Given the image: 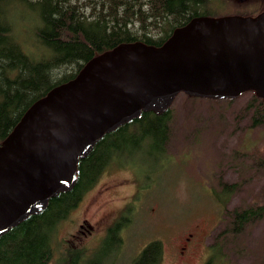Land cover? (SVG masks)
I'll use <instances>...</instances> for the list:
<instances>
[{"label":"trees","instance_id":"16d2710c","mask_svg":"<svg viewBox=\"0 0 264 264\" xmlns=\"http://www.w3.org/2000/svg\"><path fill=\"white\" fill-rule=\"evenodd\" d=\"M227 1L234 6H228L226 0H103L101 11L87 16L69 0H0V143L35 101L53 87L73 79L95 55L122 43L141 42L159 47L176 28L196 17H254L264 11V0H249L244 4L238 0ZM253 2V7L240 9ZM62 71L66 72L57 76ZM251 93L252 100L245 108L246 112H251L249 128L264 124V102ZM184 95L194 102L202 99ZM172 119L170 108L161 115L142 112L105 134L79 161L78 179L72 190L60 193L40 214L28 217L0 237V264H48L61 224L108 168L128 169L121 159L135 155L149 166L157 157L160 164L168 162ZM256 150L251 148L244 157L258 167L252 177L264 181V157H259ZM147 178L148 175L138 194L147 189ZM227 185L220 184V193L215 195L222 203L226 202L222 196L239 189ZM133 207L134 202L109 228L101 248L96 251L100 243L88 264H96L94 260L98 256L105 259L111 250L119 249L120 233L130 221ZM227 216L229 221L233 220V230L228 233L236 237L263 218L264 206L233 209ZM213 253L206 264H214L222 254L216 250ZM161 255L162 244L153 241L131 264H158ZM83 260V251L68 250L60 264H82Z\"/></svg>","mask_w":264,"mask_h":264},{"label":"water","instance_id":"95a60500","mask_svg":"<svg viewBox=\"0 0 264 264\" xmlns=\"http://www.w3.org/2000/svg\"><path fill=\"white\" fill-rule=\"evenodd\" d=\"M264 102V11L196 17L159 47L122 43L50 89L0 143V237L73 189L78 163L105 135L161 115L183 93Z\"/></svg>","mask_w":264,"mask_h":264},{"label":"rangeland","instance_id":"374dc122","mask_svg":"<svg viewBox=\"0 0 264 264\" xmlns=\"http://www.w3.org/2000/svg\"><path fill=\"white\" fill-rule=\"evenodd\" d=\"M69 1L89 16L101 11L103 0ZM252 96L247 92L210 103L179 94L170 106L168 162L160 164L157 157L149 166L135 155L121 159L129 170L108 168L61 224L48 264H60L68 250L83 251L82 264H88L109 228L133 202L119 249L105 259L98 256L96 264H131L153 241L162 244L158 264H206L213 250L223 254L214 264H264V216L236 237L228 233L233 230L229 211L264 206V181L252 177L258 167L244 157L251 148L264 157V124L249 128L251 112L245 111ZM147 175V189L138 194ZM220 184L239 189L222 196V203L215 196Z\"/></svg>","mask_w":264,"mask_h":264}]
</instances>
